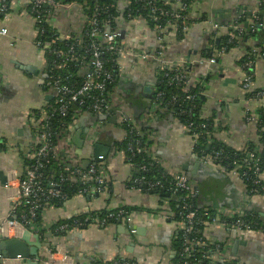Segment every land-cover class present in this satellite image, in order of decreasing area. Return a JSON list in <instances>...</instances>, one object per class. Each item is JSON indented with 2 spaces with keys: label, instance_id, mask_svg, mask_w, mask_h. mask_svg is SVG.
Instances as JSON below:
<instances>
[{
  "label": "crops",
  "instance_id": "crops-1",
  "mask_svg": "<svg viewBox=\"0 0 264 264\" xmlns=\"http://www.w3.org/2000/svg\"><path fill=\"white\" fill-rule=\"evenodd\" d=\"M260 3L259 0H192L190 10L198 16L197 20L191 22L183 40H169L163 53L168 65L185 61L181 69H185L188 75V87H193L198 81L203 82L198 103L200 117L210 121L218 130L214 137L216 140L236 151L259 140L257 113L264 104L262 101H251L248 94L264 87V57L257 56L260 52L255 45L258 37L247 36L246 41L244 39L238 47L226 51L220 60L210 64L209 60L214 58L218 45L225 37L224 30H215L213 24H231L237 13L249 14L253 7L258 8L259 14H264ZM28 7V0H9L10 13L0 20V27L8 31L7 36L0 37V226L13 214V192L7 184L18 176L20 158L31 147L29 118L33 112L43 111L52 100L44 87L47 61L43 52L34 45L36 25L28 14ZM218 10L222 13L218 14ZM51 21L49 25L61 36V40H67L71 33L67 24L59 19ZM141 25L134 26L132 23L124 29L128 35L141 33L145 31ZM155 43H144L141 48L137 45L136 50L156 56L158 45ZM256 49L257 58L251 69L252 85L249 90H244V71L238 63ZM160 64L152 58L136 62L127 58L119 60L113 97L120 104L121 112L134 125L137 123L138 127L146 128L147 137L152 138L155 159L166 173L196 178L194 183L200 188L197 189L198 205L199 199H202V208L207 210L211 206L228 207L257 214L264 220V195H250L243 181L228 177L221 169L213 175H206L204 169L195 175L192 173L194 159L200 160L193 152L192 139L177 119L172 115L159 116V113L148 118L144 110L138 111L145 107V88L151 93L155 91ZM27 68L34 69L30 73ZM160 112L165 113L164 110ZM112 119H107L100 133L103 135L104 142H100L103 146L113 142L105 161L107 191L105 189V192L95 196L76 195L61 208L50 207L43 211L40 222L49 225L75 215L88 216L106 209L129 208L136 235L130 234L121 220L103 228L90 226L70 233L65 245L75 264H94L116 258L135 264H173L178 255L174 243L181 226L159 217L158 213L164 207L170 208L168 202L146 189L141 191L129 185L131 168L125 163L123 155L115 150L124 133L116 121L111 122ZM93 122V115L85 113L72 127V144L83 164L94 158V149L86 143ZM79 130L81 147L73 143ZM260 177L264 180V170ZM203 237L216 253H224L241 264H264V233L240 234L211 227L204 228ZM53 238L56 237H43L42 241L49 243L54 241ZM62 259L58 255L53 257L59 262ZM20 263L18 260L6 261V264Z\"/></svg>",
  "mask_w": 264,
  "mask_h": 264
},
{
  "label": "built area",
  "instance_id": "built-area-1",
  "mask_svg": "<svg viewBox=\"0 0 264 264\" xmlns=\"http://www.w3.org/2000/svg\"><path fill=\"white\" fill-rule=\"evenodd\" d=\"M29 6L31 7L32 13L28 12L29 15L33 17L34 24L36 25V39L34 45L37 49L41 50L44 54V57L49 58H66L71 52H64L63 50H57L54 48H49L48 45H45L42 40L39 38L43 34L42 23L47 21L49 22L54 19H59L63 24H67L68 29L72 34H75L76 40L79 42L82 41L83 31L86 25H90L91 30L88 33V36L91 39L98 40V43L93 42L90 46L92 61L90 62L93 70L85 77L82 85L79 88H71L69 86L63 85L57 79L48 78L46 75L44 87L47 91V95L51 97L54 101V104L57 105V111L60 115H64L68 112V109L72 103H77L79 106L83 107V110L78 111L73 119L72 123L68 129L59 130L55 135L57 141L54 146H52V130L50 124L46 118L45 113L40 117L38 115H31L29 118V126L31 132V147L29 151L20 158V167L19 174L16 178H13L12 182L7 184V188L11 190L12 193V216H9L4 224L0 226V237L3 239H12L20 238L25 231H29L33 235H38L41 238L45 237L46 234L59 232H73L78 231L81 225V221L78 219L77 215L71 217L73 218V223H62L59 221L53 222L49 225L41 224L38 220V211H44L50 207V200L57 199L60 202H64V205L68 201L66 196L61 192V184L65 181H71L72 183H79L81 188L77 195L85 196H95L105 192L106 189V165L102 155L95 157L92 161H88L89 164L85 168L82 159L75 151V147L72 144V127L76 120L82 114H90L94 117V122L90 127V134L86 139L87 145L89 147H94L99 143V135L104 128V124L112 117L115 118L118 126L122 129L124 126L134 125L131 119H127L120 109V104L116 103L115 98L113 97V92L108 94L107 97L100 96L94 98L93 93L102 94L106 92L107 85L116 83L115 78L107 70L103 68V62L100 58L102 50L106 52L118 54L119 60L127 58L132 62L136 61H145L148 59H155V61L161 63L158 67V78L161 76L160 72L163 68L170 69L173 67L180 68L183 67L185 61L180 60L176 65H168L163 59V53L166 48V44L169 40L175 39L178 34L185 35L188 32L190 24L192 21L197 20L196 14H192L190 8L192 7V0H165V5H169L172 8L181 10V12H171L163 8H159L154 5L153 1L156 0H136L143 3L144 9H149L151 12V20L155 25L151 28L141 17H132L131 14H128V24L134 26L141 25L145 31L144 32H134L128 35L125 29H120L117 31H111L107 23L103 24L101 27L96 22L95 18H89L86 13L87 3H82L79 0H28ZM92 3L96 4L98 0H91ZM240 4V3H238ZM9 5V0H0V15H2V20H4L8 13L7 8ZM42 8L47 10V14L42 15ZM253 7L251 9V16L257 21L259 10L258 8ZM78 10V11H77ZM97 10V7L95 11ZM78 12L77 17L75 18V12ZM94 11V13H95ZM68 15H65L67 14ZM239 12V11H238ZM74 18H71V16ZM245 13L239 12L235 15V19L231 24L220 26L218 24H213L215 30H224L225 37H228V42H236L238 47L241 42L247 38V32L251 34L254 33V29H246L247 27L243 26L242 19H244ZM163 18H168L165 25L160 23V20ZM51 21V22H52ZM248 24V23H247ZM258 24V23H257ZM109 30V32H108ZM124 32V38L121 37V33ZM56 33V32H55ZM70 33V34H71ZM8 31L6 28L0 27V37L7 36ZM120 38V39H119ZM141 38H146L152 42H156L158 49L156 56L146 52H138L136 50L137 41H140ZM264 48V45L261 49ZM227 50L223 47H220L218 51L215 52L214 58L209 60L210 64H214L216 60H220L222 55ZM257 49L253 50V54H256ZM264 57V53H261ZM118 60V65H119ZM52 68L62 69L65 67L63 60L57 61L52 60ZM254 61L247 59L243 65L244 71V80L242 88L244 90H249L252 85V75L248 74L247 71H250L253 67ZM120 69V65H119ZM223 75V73H222ZM224 76V75H223ZM184 80L188 81V75L185 69H181L174 77L171 78L173 83H180ZM187 86V84H186ZM193 87H198L199 89L204 88L202 81H198L194 84ZM154 91V97H155ZM109 96V97H108ZM153 97L149 110L144 113L148 118L155 116L160 110V103L157 102V99L161 97V93L156 95V100ZM92 99L90 103H86V100ZM189 102L195 100L194 95H188L186 98ZM251 101H262L264 104V93L257 92ZM50 107L48 104L46 108ZM189 114V113H188ZM104 118V119H100ZM183 129L192 139L193 147L198 145L199 140H203L209 146L211 145L213 139H215V134L218 130L208 124H198L193 128L191 123H185L182 125ZM124 133V132H123ZM124 137L121 138L120 142L123 141ZM148 142H151L152 138L147 137ZM132 147V149L141 153L143 151L151 158V163L159 162L155 159L153 146L141 148L139 143ZM255 147L247 153L246 158L242 161H237L233 164L232 168H225L223 170L228 177L236 178L239 180L248 179V168L251 166L256 172L258 179L260 180V167L259 160L260 155L264 153L263 143L256 142ZM91 149V148H90ZM244 151L245 149H241ZM245 150L243 153H246ZM119 154H122L119 152ZM123 155V154H122ZM51 156V158L58 163L59 166H65L63 172L59 176L58 182L55 180H48L49 177L43 176L40 173V170L44 168V165L41 162V159ZM198 156V155H197ZM222 157L221 152H212L206 154L201 151V154L198 156V159L202 163L212 165L216 168H220V165L216 163L218 159ZM27 161H35L33 164H29ZM148 166H139L138 169L141 171L147 172L149 170ZM133 167V166H132ZM221 169V168H220ZM167 177L169 176V188L164 190L163 184L165 182L155 181L147 182L144 181V178H133L131 177L129 182L133 185L145 186L146 190L152 192L153 190L161 189L163 191L170 192L175 196L179 197L180 200H193L197 198L198 190L194 181L190 180L184 174H170L166 173ZM166 177V178H167ZM44 180L47 183V187H43ZM259 180H254L253 183H259ZM93 181L96 183L94 187H90L89 183ZM261 181V180H260ZM14 185V186H13ZM107 191V189H106ZM264 191V188H263ZM178 201V202H179ZM63 205V206H64ZM191 206L184 203L182 211L178 213V219H175L176 214L170 208H165L159 214V217L163 221L174 222L176 225L181 226L182 234V250L179 253L180 256H185L187 261H184L180 264H195L190 258H195L199 256L200 259L196 264H241L234 258L226 256L224 253H216V251L211 250L210 244L203 235H196L195 228L197 226H203V228H220V229H229L236 233L245 234V233H264L263 229H259L253 226V224L245 219L246 212H242L238 209H228L220 208L216 209L213 214L208 215L207 209L204 210L202 215L203 219L198 215L196 210H190ZM105 215L100 214L88 215L85 217V222L90 226L95 228H103L109 225L111 220H121L123 221L124 226L128 229L129 233L136 235V230L132 226L133 218L132 213L127 212L124 208H118L115 210L106 209ZM20 213V220L17 219L16 213ZM97 213V214H98ZM102 215V216H101ZM64 220V219H63ZM67 220V219H66ZM43 252L45 253L43 256ZM217 254V255H216ZM54 255L62 256V261L53 260ZM3 264H6V261L11 260H2ZM105 263L109 261H96V263ZM39 264H75L73 256L68 251L65 244L61 243H52L49 248L43 249L39 254ZM112 264H135L132 262L126 261H116L111 262Z\"/></svg>",
  "mask_w": 264,
  "mask_h": 264
},
{
  "label": "trees",
  "instance_id": "trees-1",
  "mask_svg": "<svg viewBox=\"0 0 264 264\" xmlns=\"http://www.w3.org/2000/svg\"><path fill=\"white\" fill-rule=\"evenodd\" d=\"M82 3H87V11L89 18H95L98 25L101 27L103 24L107 23L111 29V31H117L120 29H123L126 25H128V14H131L132 17H141L144 19V21L148 24L149 27H153L155 23L151 20V12L149 9L143 8V3L138 2L136 0H98L96 4L92 3L91 0H79ZM261 3V7L264 11V0H259ZM154 5L163 8L166 10H170L171 12H181L179 9H174L170 7L169 5H165V0H156L153 1ZM122 4V6H121ZM97 7V10L95 11ZM31 7L29 6L28 9ZM43 14H47V10L42 8ZM95 11V13H94ZM7 13H10V8L8 5ZM168 18H163L160 20V23L165 25ZM0 20H2V15H0ZM242 24L245 26L247 23V28L254 29V33L251 34L250 32H247L248 37H258V40L256 41L255 45L258 49H260L259 54H253L252 52L248 54L247 56L243 57L238 65H243V63L249 59L252 61H255L257 56H261V53H264V48L261 49V46L264 45V14L260 12L258 16V20L256 21L252 16L245 15L244 19H242ZM258 23V24H257ZM42 29L43 34L39 37L42 42L45 45H48L49 48H54L57 50H63L64 52L71 51L66 58H49L46 57L47 61V68H46V75L47 79L53 78L59 80V82L63 85L69 86L71 88H79L85 77L93 70V67L91 66L90 62L92 61V55L90 46L93 42L98 43V40L91 39L88 36L89 31L91 30L90 25H86L84 27L83 31V38L82 41L79 42L75 38V34H70L67 40H61V36L56 34L53 27L50 26L47 21L45 20L44 23H42ZM120 39V38H119ZM177 41H181L184 39L183 34H178V36L175 38ZM228 37H224L223 41L218 45V48L223 47L227 51H230L231 49L236 48L237 43L236 42H228ZM257 55V56H256ZM100 58L103 62V68L104 70H107L112 76L117 80L118 72H119V65H118V54L109 53L106 52V50H102L100 54ZM52 60H63L65 63V67L62 69H54L52 68ZM181 69L177 67H173L170 69L163 68L160 72V77L158 78V83L155 87V100L156 95L158 93H161V97L157 99V102L160 103V111H165V113L158 112L159 116H168L172 115L173 118L177 119L181 125L185 123H191L193 128H195L198 124H208L211 126L212 123L207 120H203L200 117L199 111H198V103L200 98V93L202 92L201 89L198 87H188L186 86L187 81L184 80L180 83H173L171 81V78L174 77L178 72H180ZM248 74H252V70L247 71ZM115 88V83L108 84L106 92L99 94V93H93L92 96L94 98H98L99 95L103 97H107L108 94H111ZM257 92L264 93V87L258 90H255L248 94L249 98H253L254 95ZM188 95H194L195 100L193 102H189L185 98ZM109 97V96H108ZM92 99L86 100V103H90ZM50 107L45 108L43 111H37L33 112L34 115H38L40 117L43 116V113H45L46 118L50 124L51 130H52V146L55 145L57 141V137L55 136L59 130L68 129L70 124L72 123V119L74 115L78 112L83 110V107L79 106L77 103H72L68 109V112L64 114L63 116L59 114L57 111V105L54 104V101L51 100L49 102ZM189 113V114H188ZM258 116V142L263 143L264 145V106L258 110L257 113ZM122 131L125 134V138L121 143H118L115 146V150L117 153H122L124 157V161L126 164H128L131 168V174L133 178H144V181L147 182H155V181H161L165 182L163 184V189L167 190L169 186V180L171 178L168 176L166 172L161 168V166L158 163H153L152 165L148 166L151 163V158L146 154L145 151L141 153L135 152L132 147L136 146L137 142L141 146V148L150 147L152 142H148L147 140V130L145 127H138V124L130 125V126H124ZM255 143H248L244 147V149L247 151L246 153H243L242 150H233L232 148L228 147L224 143H221L219 140L213 139L211 145L209 146L207 143H205L203 140H199L198 145L193 147V152L196 155H200L201 151L210 154L214 151L221 152V156L216 163L220 165L221 170H226L225 168H232L233 164L237 161H242L244 158H246L247 153L250 152L254 147ZM259 160V167H260V176L264 170V153L260 155ZM29 164L35 163V161H27ZM42 164L44 165V168L40 170V173L45 177H49L48 180H55L58 182L59 176L61 172L65 169V166H59L56 161H54L51 156H47L43 159H41ZM133 166V167H132ZM139 166H148L149 170L147 172L141 171L138 169ZM219 168V169H220ZM248 179L242 180L243 183L246 186V189L251 194H261L264 195V180L260 178L258 179V176L254 169L250 166L248 168ZM167 177V178H166ZM254 180H259V183L254 184ZM90 187H94L96 185L95 182L91 181L89 183ZM130 186L136 187L135 189L145 191V186H138L133 185L129 183ZM43 187H47V183L44 180ZM81 188V185L79 183H72L71 181H65L61 184V192L66 196L67 200L72 199L75 197L79 190ZM161 189L153 190L152 192H149L150 194L156 195L160 197ZM163 200V198H161ZM65 202V201H64ZM64 202H60L57 199L50 200V205L52 207H63ZM187 204L190 205V210H196L198 215L203 219H207L206 217L203 218L202 215L204 213L205 208H200L197 204V198L193 200H180L179 202H170L169 205L173 212L176 214L175 219H178V213L182 211L183 205ZM127 212H131L129 208H124ZM215 210L210 209L207 210L208 215L213 214ZM102 215L106 214V211L101 212ZM43 211H38V220L41 221ZM245 219L253 224L254 227L263 229L264 230V220L259 217L257 214L247 212L245 213ZM90 215H99L96 213H92ZM101 215V216H102ZM87 215H77L78 219L81 221V225L78 230H85L89 227V224L85 222V217ZM17 219L20 220V213H16ZM73 218H68L67 220H61L59 223H73ZM117 222L116 220H111L109 224ZM196 235L201 236L203 235L204 228L203 226H197L195 228ZM182 234L183 232L180 231L177 234V239L175 240L174 246L175 249L178 251V255L173 260V264H180L184 261H187L186 257L180 256V252L182 250ZM56 238L53 240H59L60 241H67L68 237L70 235L69 232H59L53 234ZM52 235V236H53ZM52 238V237H51ZM193 263H197V261L200 259V257L197 255L195 258H190ZM114 260L116 261H126L122 260L120 258L113 259L109 262L105 263H96V264H112ZM131 262V261H126ZM134 263V262H132ZM95 264V263H94Z\"/></svg>",
  "mask_w": 264,
  "mask_h": 264
},
{
  "label": "water",
  "instance_id": "water-1",
  "mask_svg": "<svg viewBox=\"0 0 264 264\" xmlns=\"http://www.w3.org/2000/svg\"><path fill=\"white\" fill-rule=\"evenodd\" d=\"M218 14L222 13L221 10L216 11ZM247 15L251 16V14L247 13ZM248 24L245 25L247 27ZM109 32V30H108ZM121 37L124 38V32L121 33ZM247 39L245 38V41ZM152 44V40L149 41L146 38H141L140 41H137L136 44L139 46V48L142 47V44ZM34 68H27V71L30 73L33 71ZM145 92L147 94L143 95L144 98V108H141L140 110L136 109L139 112L145 111V113L149 110L151 102L154 97V93H151L148 88H145ZM104 119V118H100ZM115 119H112L111 122L114 123ZM81 135V130H79L76 135L73 138V143L76 144V146L81 147L82 146V140L80 139ZM103 143V135H100L99 137V143ZM96 144L94 147V156L98 157L102 155L104 158H106L107 154L109 153L110 149L113 147V142L110 144H107L103 146L101 143ZM194 170L192 173L195 175L197 171H200V169L205 170L206 175H213L215 172H219L218 168L202 163L201 161H197L194 159ZM89 162L85 161L84 162V167L86 168L88 166ZM205 175V176H206ZM192 181H197L196 178L192 176V179L189 178ZM3 184H6V181L2 180ZM196 188L200 190L199 186L196 185ZM202 192V191H199ZM160 198H163L165 202H178L179 197L175 196L174 194H171L170 192L167 191H161L160 193ZM202 199H199V207L202 208L203 206L201 205ZM213 210L220 209V208H228V207H219V206H211L210 207ZM230 209V208H228ZM71 235V234H70ZM69 235V236H70ZM52 234L48 233L45 235V238H51ZM61 243L65 244L66 241H60L55 240L52 241L50 240L48 242H43L42 238L38 235H33L29 231H25L23 235L20 238H12V239H3L0 237V264H3L2 260H18L21 263L20 264H38L39 261V254L40 252L45 249L50 247V243ZM68 249V248H67Z\"/></svg>",
  "mask_w": 264,
  "mask_h": 264
}]
</instances>
